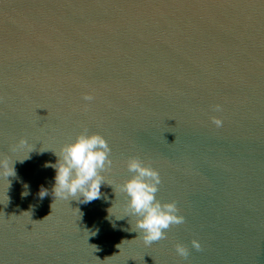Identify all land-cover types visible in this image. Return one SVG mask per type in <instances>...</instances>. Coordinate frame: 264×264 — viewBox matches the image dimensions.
I'll return each instance as SVG.
<instances>
[{"label": "water", "instance_id": "95a60500", "mask_svg": "<svg viewBox=\"0 0 264 264\" xmlns=\"http://www.w3.org/2000/svg\"><path fill=\"white\" fill-rule=\"evenodd\" d=\"M85 129L111 149L101 197L56 198L45 165ZM133 156L185 218L150 245ZM0 158V264H264V0H0Z\"/></svg>", "mask_w": 264, "mask_h": 264}, {"label": "clouds", "instance_id": "9594fccd", "mask_svg": "<svg viewBox=\"0 0 264 264\" xmlns=\"http://www.w3.org/2000/svg\"><path fill=\"white\" fill-rule=\"evenodd\" d=\"M83 98L87 101L93 99L88 94ZM214 110L221 111L220 105L214 106ZM211 119L217 127L222 126L218 117ZM26 143L23 138L19 141L21 146ZM110 152L111 149L101 134L89 133L86 129L78 133L73 140L63 144L59 152H54L56 162L45 165L55 169V184L52 189L55 197L69 200L79 196L82 197L79 201L83 203L99 199L101 184L105 182L102 173L109 171L112 165ZM126 167L131 175L120 186V190L127 197V212L136 217L135 228L139 229L141 238L147 245L165 239L166 230L172 225L183 224L184 216L178 214L179 209L174 201L157 200L156 193L161 178L155 168L135 156L127 159ZM0 174L6 178L15 176L13 161L9 163L8 160L0 158ZM28 194L25 191L22 196ZM47 194V191L42 189L41 199ZM191 244L197 251L200 250L201 245L197 240L193 239ZM94 249L98 250L95 246ZM175 251L180 257L188 256V249L183 244H176Z\"/></svg>", "mask_w": 264, "mask_h": 264}]
</instances>
